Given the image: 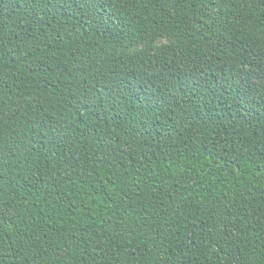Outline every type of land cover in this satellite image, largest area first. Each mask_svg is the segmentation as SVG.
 <instances>
[{
    "label": "trees",
    "instance_id": "16d2710c",
    "mask_svg": "<svg viewBox=\"0 0 264 264\" xmlns=\"http://www.w3.org/2000/svg\"><path fill=\"white\" fill-rule=\"evenodd\" d=\"M0 264H264V0H0Z\"/></svg>",
    "mask_w": 264,
    "mask_h": 264
}]
</instances>
